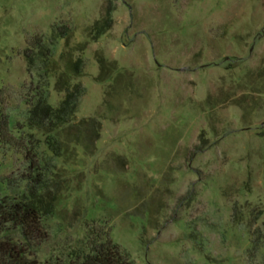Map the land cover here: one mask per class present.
Segmentation results:
<instances>
[{"label": "rangeland", "instance_id": "obj_1", "mask_svg": "<svg viewBox=\"0 0 264 264\" xmlns=\"http://www.w3.org/2000/svg\"><path fill=\"white\" fill-rule=\"evenodd\" d=\"M77 83L71 120L29 123ZM0 114V194L31 158L56 188L39 258L94 226L133 264H264V0H0Z\"/></svg>", "mask_w": 264, "mask_h": 264}, {"label": "trees", "instance_id": "obj_2", "mask_svg": "<svg viewBox=\"0 0 264 264\" xmlns=\"http://www.w3.org/2000/svg\"><path fill=\"white\" fill-rule=\"evenodd\" d=\"M112 9L107 7L104 17L95 21L93 31L96 36L111 25ZM83 89L79 83L67 88L56 106L40 96L31 102L29 123L56 127L71 120ZM8 122L0 114V134L5 143H11ZM49 144L55 151L59 150L55 139L49 140ZM31 159L33 173L27 176V192L22 196L0 194V264H133L107 231L94 226L88 228V248L74 249L68 259L37 256L40 246L49 237L43 219L54 211L57 192L40 171L39 163Z\"/></svg>", "mask_w": 264, "mask_h": 264}]
</instances>
